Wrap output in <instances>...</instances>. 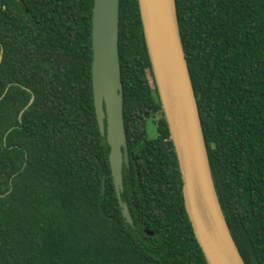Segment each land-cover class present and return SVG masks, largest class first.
Wrapping results in <instances>:
<instances>
[{
  "label": "trees",
  "instance_id": "1",
  "mask_svg": "<svg viewBox=\"0 0 264 264\" xmlns=\"http://www.w3.org/2000/svg\"><path fill=\"white\" fill-rule=\"evenodd\" d=\"M94 1L0 0V264H208L139 0L119 3L133 224L122 214L94 102ZM176 2L224 213L246 263L264 264V0Z\"/></svg>",
  "mask_w": 264,
  "mask_h": 264
},
{
  "label": "water",
  "instance_id": "2",
  "mask_svg": "<svg viewBox=\"0 0 264 264\" xmlns=\"http://www.w3.org/2000/svg\"><path fill=\"white\" fill-rule=\"evenodd\" d=\"M119 3L120 0L94 1L92 81L97 119L110 146V164L122 214L133 224L129 205L122 199L123 171L130 164L119 54ZM139 4L158 92L184 180L185 205L198 242L208 264H247L217 191L177 2L139 0ZM33 100L34 96L29 105Z\"/></svg>",
  "mask_w": 264,
  "mask_h": 264
},
{
  "label": "rangeland",
  "instance_id": "3",
  "mask_svg": "<svg viewBox=\"0 0 264 264\" xmlns=\"http://www.w3.org/2000/svg\"><path fill=\"white\" fill-rule=\"evenodd\" d=\"M149 126H150L151 133L154 135L155 134V128H154L155 123L153 121H150Z\"/></svg>",
  "mask_w": 264,
  "mask_h": 264
}]
</instances>
